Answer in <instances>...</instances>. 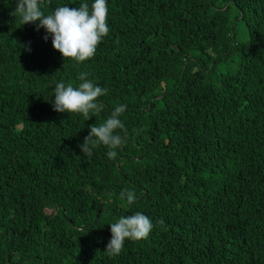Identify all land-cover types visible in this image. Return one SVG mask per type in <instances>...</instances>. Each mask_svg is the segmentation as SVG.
<instances>
[{
  "label": "trees",
  "instance_id": "trees-1",
  "mask_svg": "<svg viewBox=\"0 0 264 264\" xmlns=\"http://www.w3.org/2000/svg\"><path fill=\"white\" fill-rule=\"evenodd\" d=\"M17 3L0 0V264H264V0H107L84 62ZM82 73L101 109L55 111L56 84ZM118 105L116 158L83 155ZM136 212L151 233L108 255L110 224Z\"/></svg>",
  "mask_w": 264,
  "mask_h": 264
},
{
  "label": "clouds",
  "instance_id": "clouds-1",
  "mask_svg": "<svg viewBox=\"0 0 264 264\" xmlns=\"http://www.w3.org/2000/svg\"><path fill=\"white\" fill-rule=\"evenodd\" d=\"M14 14L19 17L22 25L38 22V29L44 28L52 35L53 48L64 58L78 62L92 58L98 44L109 33L107 0H94L91 8L87 3H82L76 8L58 6L48 15L43 13L40 0H18ZM79 79L82 82L75 87L72 84L66 86L62 81L56 84L53 105L55 111L79 113L88 117L90 112L95 113L101 109L102 106L95 101L98 97L107 95V89L94 85L86 79L84 73ZM126 108L127 105L116 106L109 118L90 127L89 135L80 145L83 155L90 157L95 148L103 145L109 149V159L116 158V149L125 142L117 130H123L125 136L127 135V130L119 119ZM125 197L129 205L135 200V194L131 190L120 193L122 200ZM160 224H163L162 220ZM152 229L151 219L140 212L122 216L110 224L112 238L105 252L108 255H119L126 240L146 239Z\"/></svg>",
  "mask_w": 264,
  "mask_h": 264
},
{
  "label": "water",
  "instance_id": "water-1",
  "mask_svg": "<svg viewBox=\"0 0 264 264\" xmlns=\"http://www.w3.org/2000/svg\"><path fill=\"white\" fill-rule=\"evenodd\" d=\"M55 210V209H54ZM42 264H45V262L43 261Z\"/></svg>",
  "mask_w": 264,
  "mask_h": 264
}]
</instances>
